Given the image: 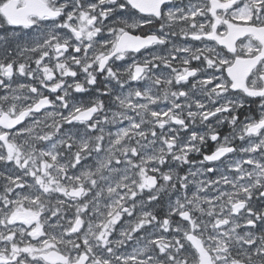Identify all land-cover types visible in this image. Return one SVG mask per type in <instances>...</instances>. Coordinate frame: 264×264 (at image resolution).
Returning <instances> with one entry per match:
<instances>
[{"label":"snow or ice","instance_id":"obj_1","mask_svg":"<svg viewBox=\"0 0 264 264\" xmlns=\"http://www.w3.org/2000/svg\"><path fill=\"white\" fill-rule=\"evenodd\" d=\"M0 264H264V0H0Z\"/></svg>","mask_w":264,"mask_h":264}]
</instances>
